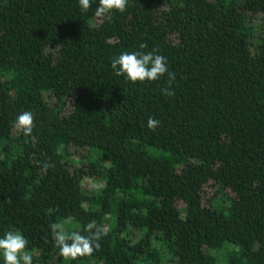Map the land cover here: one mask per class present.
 <instances>
[{
    "label": "trees",
    "instance_id": "obj_1",
    "mask_svg": "<svg viewBox=\"0 0 264 264\" xmlns=\"http://www.w3.org/2000/svg\"><path fill=\"white\" fill-rule=\"evenodd\" d=\"M97 4L0 0V235L33 264H264V0ZM153 50L172 77L114 73ZM89 223L99 248L63 257L51 226Z\"/></svg>",
    "mask_w": 264,
    "mask_h": 264
},
{
    "label": "clouds",
    "instance_id": "obj_2",
    "mask_svg": "<svg viewBox=\"0 0 264 264\" xmlns=\"http://www.w3.org/2000/svg\"><path fill=\"white\" fill-rule=\"evenodd\" d=\"M94 0H78V7L87 12ZM128 0H98L95 15L102 17L113 10L124 12ZM147 45L141 44L144 49ZM112 68L117 76H123L132 83L156 81L165 73L172 77L168 70L167 58L153 51L122 52L112 61ZM167 94L171 91L165 89ZM160 124L158 119L149 117L147 127L155 131ZM15 126L24 135H31L34 128V116L30 111H22L15 118ZM95 226L89 223L85 231L90 235H82L78 231L66 232L62 224H53L51 231L60 254L69 260L86 257L99 248L100 231H92ZM28 240L20 231H7L0 235V264H33V256L27 250Z\"/></svg>",
    "mask_w": 264,
    "mask_h": 264
},
{
    "label": "rangeland",
    "instance_id": "obj_3",
    "mask_svg": "<svg viewBox=\"0 0 264 264\" xmlns=\"http://www.w3.org/2000/svg\"><path fill=\"white\" fill-rule=\"evenodd\" d=\"M86 185H87V186H90V187H91V186H94V187L97 188V187L99 186V183H98V181L95 180V178H89L88 181H87V183H86ZM210 189H211V188H209V190H210ZM213 189H214V188H213ZM210 191L212 192V189H211Z\"/></svg>",
    "mask_w": 264,
    "mask_h": 264
}]
</instances>
